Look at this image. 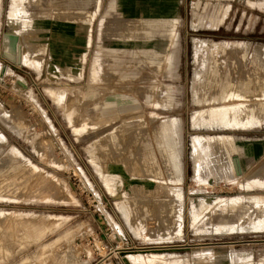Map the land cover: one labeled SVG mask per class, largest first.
Segmentation results:
<instances>
[{"label": "rangeland", "instance_id": "obj_1", "mask_svg": "<svg viewBox=\"0 0 264 264\" xmlns=\"http://www.w3.org/2000/svg\"><path fill=\"white\" fill-rule=\"evenodd\" d=\"M97 2L20 0L14 12L28 21L14 26L25 40L41 19L49 51L34 82L11 68L0 80V264H264V113L260 125L237 129L211 115L264 100V0ZM12 4L1 2L0 55ZM142 18L170 19L172 38L115 30ZM90 21L91 44L79 34L63 58V35L85 33ZM171 54L174 67L160 62ZM53 58L69 62L55 74ZM229 132L251 137L240 142L242 175L226 172ZM197 137L215 144L201 146L200 160ZM180 147L177 174L170 155ZM28 217L50 226L41 240L18 233Z\"/></svg>", "mask_w": 264, "mask_h": 264}, {"label": "bare ground", "instance_id": "obj_2", "mask_svg": "<svg viewBox=\"0 0 264 264\" xmlns=\"http://www.w3.org/2000/svg\"><path fill=\"white\" fill-rule=\"evenodd\" d=\"M19 1L20 0H13V4H12V8H11V15L12 16H14V12L16 10V7L19 5ZM1 2H2V0H0V16H1ZM99 2H101V0H98V2H97L98 6H97L96 10L100 9ZM94 13H95V11L93 12V15H94ZM130 15L132 17L135 16L133 14H130ZM173 24L174 23H172L170 19H145V18H142V19H139L138 21H134V22L124 21V23H122L115 30L120 35H122V37H124V38H126L127 36H132L131 34H128L130 32L129 29L136 30L135 35H133L132 37L135 38L137 41H139V39L142 38L141 41L146 40L145 42H148V40H152L155 37H161V38L167 37V39L172 38L173 30L175 27ZM129 27H131V28H129ZM88 29H89L90 35H92L93 25H92L91 21L88 25ZM175 39H176V42L179 40V34L178 33L175 34ZM23 40H24L23 37H21V43H22V49H23L21 64L22 63H28L27 49L25 48V43ZM216 45H217V48H215V49L217 51L224 52V50H226L228 47V42H227V40L219 41V42H216ZM144 51L146 52V54H149V55H151V53H152L150 50H144ZM166 51H170V50H166ZM1 57L4 58L3 52H2ZM217 57H218L217 55H210L211 59H218ZM156 58L157 57H155V56H151V57H149V60H150V62H154V59H156ZM66 61H68V60H64V59H60V58H53L51 63H50V66H49L50 70L52 72H54L55 74L60 72L57 68V65L61 64V63H65ZM161 61L162 62L166 61V64H169V65L171 64V66L174 67L175 57L173 54H171V55H169V57L167 56L166 60L162 59V60H160V62ZM74 63H76V62H74ZM158 65L160 66L159 63H158ZM76 66H78V68H76ZM79 66H80V64L74 65L73 71L75 70V72L77 73ZM213 67H215V66H213ZM99 69H101V67H99ZM8 73H10V67L8 66V64H7V67L5 68L4 72H3V66L0 65V80L1 81L5 78V75ZM77 75L78 74H76V76ZM99 75L101 76V72L99 73ZM76 76H74V78H76V79L79 78V75L77 77ZM96 77L98 79H100L98 74L94 72L92 75V79L95 80ZM17 79H21V81H22L23 80L22 75H19V77ZM260 80H261V77L257 76L254 81L256 83H258V82H260ZM22 82H24L26 85L21 83V82L20 83L23 84L26 89L30 90V93H31L32 92L31 87H29L28 83L25 80H23ZM199 84H200L199 74H198V72H195L194 78H193V83H192V91H193L194 97L196 96V91H197ZM53 97L56 99V102H57V110L59 112H61V105L58 104L59 98L57 96H55L54 94H53ZM107 103L109 105H111L113 102L110 99ZM4 107H5L4 105H0V112L2 114H5L8 116L7 111L5 110ZM230 107H235V106L233 105ZM230 107L229 106H223V107L221 106V109H219V111H212L211 112V115L213 117L212 119L215 118L216 120H218L219 121L218 124L225 123L226 127H233L236 129L237 128H247L249 126H253V125L255 126V125L261 124L262 118H263L262 114L264 113V100H261L258 104H255V105L245 104V105L239 106L237 108H230ZM197 114H198V111H197ZM246 114H248L250 117L249 118H241V116L246 115ZM45 117H47V115H45ZM48 120L52 123V120L49 117H48ZM64 120L65 121L68 120L67 116H65V115H64ZM179 135H180V141H179V144H180V142H181V131H179ZM0 137H2L3 139L7 138L1 131H0ZM199 137H201V136H199ZM199 137L195 138V140H194V144L196 145V149H197L196 155L194 154V158H198V160L201 159L202 153L200 152V148L202 145L203 146L215 145V144H213V142H214L213 140L198 139ZM226 137H227L226 135H222V137H221V140L223 141V144H224L223 151L225 154L228 155V159L230 161L229 162L230 166H228L229 169L226 172L229 174H231L232 172L237 173L238 169L236 167L234 158L231 155L230 145H229L228 139ZM235 140H236V145L238 147V153H239V156L241 158L240 154H241L242 148H241L240 142L242 140H244L246 142L251 141V137L248 134H245V135L235 134ZM179 146H181V144ZM15 148L17 149V151L21 155H23L24 157L29 159L28 156H26L18 147H15ZM180 150H181V147L179 148V150L173 152L170 155L171 166L173 167V170H175L177 172V174H179L182 171V163H181V159H180ZM209 152H212V150H210ZM226 159H227V157H226ZM31 163L33 165L37 166L36 164H34L33 161H31ZM241 166H242V164H241ZM33 170H35V169L31 168L30 172H32ZM107 177L109 180L110 179L114 180V179H116L117 176H112V175L109 176L108 175ZM21 194H22V192H21ZM2 217L3 216H1V212H0V224H1ZM17 223L22 225V227L19 228L18 233L23 234L27 238H33L35 241L41 240L45 236L48 229L50 228V226L46 225L45 222L41 223L40 220L33 219L32 217L31 218L30 217L25 218L23 221H20ZM46 245H48V244H46ZM38 264H41V257L38 260Z\"/></svg>", "mask_w": 264, "mask_h": 264}, {"label": "crops", "instance_id": "obj_3", "mask_svg": "<svg viewBox=\"0 0 264 264\" xmlns=\"http://www.w3.org/2000/svg\"><path fill=\"white\" fill-rule=\"evenodd\" d=\"M12 8V7H11ZM11 8L8 10L7 14V24L10 26L7 30L12 31L14 33H17L20 37H23V41L25 43V48L27 49V54H28V63H22V64H14L11 63L9 61H3L0 62L1 66H4L5 63L8 64V66L11 69H15L17 72H19L18 74H23L24 77H27L28 75H31V82H34V75H41V69L39 70L40 67V63L39 60L41 59V50H43L45 53V56H48L47 52L49 51V47L46 44V41L44 39H41V19H37L36 20V25H32V27H30L31 30H33L34 32H30L31 35H33L32 38L28 37L26 40L22 34V32H18L14 30V26H19L20 28H22V30L26 27H28V21L24 22L23 25L21 24V20L22 18H20V16H12L11 15ZM23 17V16H21ZM32 21V20H31ZM30 21V22H31ZM29 22V23H30ZM13 26H12V25ZM88 25L89 23L85 24V33H77L76 32L72 33V32H68L65 35H63V49H64V56H62L63 58H71L74 53H76L77 51V42H78V36L80 34V36H82L79 40L80 41H85V47L87 48L88 45L91 44V40H92V35H93V30H92V35H90L89 29H88ZM23 26V27H21ZM27 35V34H26ZM83 37H85L83 39ZM29 40V41H28ZM28 41V42H27ZM1 59L3 60V57H1L0 55V61ZM6 60V59H5ZM34 74V75H33Z\"/></svg>", "mask_w": 264, "mask_h": 264}, {"label": "water", "instance_id": "obj_4", "mask_svg": "<svg viewBox=\"0 0 264 264\" xmlns=\"http://www.w3.org/2000/svg\"><path fill=\"white\" fill-rule=\"evenodd\" d=\"M2 52L4 58L7 61L14 64H21L22 53H23L21 37L17 33H14L12 31L9 30L5 31L2 35ZM6 67H7V63H5L3 66V72ZM21 83L25 84L22 81ZM226 136L230 145L231 155L233 156L236 167L238 169L237 174H241L243 172V169L241 166V159L238 153V147L236 145L235 134L229 132L226 134Z\"/></svg>", "mask_w": 264, "mask_h": 264}]
</instances>
